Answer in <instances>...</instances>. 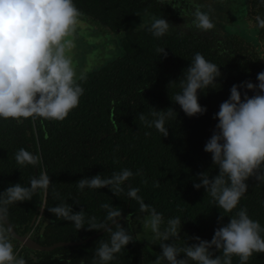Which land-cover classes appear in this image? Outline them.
<instances>
[{
  "label": "trees",
  "instance_id": "obj_1",
  "mask_svg": "<svg viewBox=\"0 0 264 264\" xmlns=\"http://www.w3.org/2000/svg\"><path fill=\"white\" fill-rule=\"evenodd\" d=\"M73 2L82 13L110 31L118 29L122 32L117 35L120 52L96 70L83 75V80L77 79L84 88V94L78 107L63 121L37 117L32 118L33 122L28 118L17 125L13 119L0 118V194L16 183L29 185L34 174L32 166H18L14 154L20 148L31 152L30 144L34 154L42 158L38 173L43 168L50 176L52 184L48 188L47 204L52 207L65 202L74 208L78 205V212L83 209L86 216H95L98 222L105 221L106 211L101 208L104 203L121 208L123 215L129 213L133 218L147 215L140 212L136 200L127 196L130 185L140 189L139 195L144 203L161 213L165 221L179 217L181 231L188 237L199 236L211 241L214 230L220 226L218 218L221 214L225 216L223 223L227 224L229 217L240 208H246L250 218L264 227V183L257 184L252 178L246 181L248 190L231 213L217 208L203 188L196 190L193 187V183H199L198 174H218L211 154L204 151V146L218 123L213 116L219 111L220 104L229 98L230 80L235 77L226 74L220 79L221 86L217 89L209 88L206 94L199 92L198 102L207 108V112L188 117L170 99L178 88H168V85L181 77L188 67L185 62L200 52L198 48L203 44L193 49L181 35H165L164 40L162 37L157 39L148 31L150 22L138 28L133 26L143 16L168 17L171 11L161 7L159 0ZM238 2L230 4L228 14L238 11L246 16H264V5L260 0H250L247 6V0ZM244 19L245 16H240L239 24L248 30ZM258 33L264 34V29H259ZM161 41L166 45L162 47L167 52L166 57L156 51L161 47ZM177 52L183 66L175 61ZM211 60L216 61L213 57ZM237 68L229 72L238 74ZM151 108H173L176 111L177 114L166 121L169 128L167 137L154 127H146L137 118L138 113H144L149 120L152 119ZM146 132L151 134L145 135ZM125 168L134 175L125 182L124 191L118 194H113L109 188L80 191L76 187L80 179L98 174L110 176ZM157 181L159 187H155ZM37 202L38 196L34 194L31 201L10 205L9 222L15 220L22 224L28 221L35 213ZM53 219L60 227L75 228L72 222L55 216ZM120 224L128 230L126 223ZM81 230L76 240L97 232L88 231L87 226ZM109 237L110 233L106 232L85 246H90L89 251L95 252L100 242L108 241ZM216 254L221 255L220 252ZM139 259L135 250L131 249L129 256L124 248L116 254L118 261L115 264H140ZM232 264H239L238 257H233ZM247 264H264V253H254Z\"/></svg>",
  "mask_w": 264,
  "mask_h": 264
},
{
  "label": "clouds",
  "instance_id": "obj_2",
  "mask_svg": "<svg viewBox=\"0 0 264 264\" xmlns=\"http://www.w3.org/2000/svg\"><path fill=\"white\" fill-rule=\"evenodd\" d=\"M260 2L264 5V0ZM202 7L193 4L191 23L175 28L214 29L210 15L212 9L205 12ZM81 16L83 13L73 0H0V118L13 119L18 124L37 117L63 121L78 107L84 88L76 78L69 55L75 47L69 37ZM247 27L250 30L264 29V16L250 17ZM172 28L174 26L165 18L153 16L148 31L159 39ZM180 35L184 33L180 32ZM156 51L167 56L165 48L157 47ZM256 51L259 60H264V41ZM221 75L218 65L197 52L178 81L169 82L168 88H178L170 99L188 117L204 115L207 108L199 104L198 93L206 94L209 88L217 89L216 81ZM256 79L257 83L247 80L234 84L229 98L220 104L219 111L213 116L218 123L204 146V151L211 154L218 174L200 173L199 183H193L196 190L203 188L215 201L216 207L225 213L237 208L248 190L246 181L252 178L257 184L264 183V71L259 72ZM151 109L152 119L149 120L144 113H138L137 118L146 127H154L167 137L169 128L166 121L176 115V111L173 108ZM14 159L20 167H38L42 163L39 155L25 148H20ZM133 175L130 169L125 168L110 176L98 174L80 179L76 187L80 191L109 188L113 194H118L124 191L125 182ZM51 184L47 171L42 170L38 176L30 177L28 186L16 183L0 194V264H26L12 243L14 228L8 219L9 206L31 201L38 190L46 192ZM159 186L157 181L155 187ZM139 192V188L128 186L127 196L138 202L140 212L147 214L144 227L149 228L154 239L159 241L161 251L151 264H232L234 256L238 257L239 264H247L254 253H264V227L250 218L246 208H240L229 217L227 224L223 223L225 216L221 214L218 218L220 226L214 230L211 241L193 236L189 238L193 243L186 241L179 246L174 241L180 239V218L172 217L165 221L161 213L144 203ZM101 208L106 211L105 221L110 223L98 222L95 216H86L83 209L73 212L68 203L47 210L56 218L72 222L78 230L87 226L88 231L103 229L109 232V240L101 241L96 248L93 264H111L116 254L133 242V235L117 222L123 217L121 208L107 203L101 204Z\"/></svg>",
  "mask_w": 264,
  "mask_h": 264
},
{
  "label": "flooded vegetation",
  "instance_id": "obj_3",
  "mask_svg": "<svg viewBox=\"0 0 264 264\" xmlns=\"http://www.w3.org/2000/svg\"><path fill=\"white\" fill-rule=\"evenodd\" d=\"M249 1L247 0V3H245L246 6L250 3ZM159 2L161 7H166L171 11L168 17H163L174 26L166 36H180V32H183L184 35L182 37H185L187 44L193 49L202 43L203 46L198 48L199 53L205 59L220 67L222 75L216 82L218 85L221 83L220 79L226 74H232L235 77L234 80H230V88L234 84L238 85L247 80L257 83V74L264 71V60H259V54L256 49L260 46V42L264 41V34H259L258 30H250L248 27V30H245L239 24L240 16H245L244 20L247 22L250 17L254 16L253 14L246 16L238 11L228 14L230 4L236 5L239 3L238 0H163V3L159 0ZM193 4L202 5L201 10L205 12L209 8L212 9L210 15L215 24L214 29L200 31L194 27L175 28L178 27L177 24L182 26L183 24L191 23L193 17L190 13L194 11ZM181 10H183L182 15ZM236 10H239V8ZM226 14H228V17H226ZM151 19L149 16H143L133 26L142 27L149 24ZM119 33L121 34L122 32L118 29L116 32H112L83 13V16L79 18V23L75 26L74 33L69 37L73 39L75 44V47L69 53L75 70L77 72L79 70L83 71L87 66H90L89 71L96 70L100 65L96 67L95 64L99 61H92L90 60L91 57L102 58L103 62H105L116 56L120 52V41L119 37H117ZM162 38L164 40V36ZM164 46L166 45L161 41V47ZM193 56L185 62L187 66H189ZM212 57L216 61L211 60ZM174 58L179 65L183 66L178 52L174 55ZM237 65H239L238 68L236 67ZM236 68L238 74L229 72V70L234 71ZM89 71L82 72L84 74L81 73L76 78L78 79L88 74ZM248 94L249 96L252 95L251 92ZM31 121L33 122L32 118ZM15 123L19 125L16 121ZM33 128H35L34 124ZM33 133L35 134V132ZM28 146L34 154L31 145L28 144ZM32 170L34 176L39 175L37 167L32 166ZM42 170L44 169L42 168ZM47 194L48 190L46 192L42 190L36 192L35 195L38 196V202L34 208L35 213L28 218V221L22 224L15 220H12L11 223L9 222L14 228L12 243L15 250L26 260V264H93L95 252L89 251L90 246H85V244L96 238H101L107 231L88 241L86 240L89 237L98 234L103 229L97 230V232L85 239L76 240L75 238L83 230L60 227L58 221L53 219L54 215L47 210V208L52 207L47 204ZM72 208L73 211L78 212L80 207L76 205L75 208L74 206ZM145 216L138 215L133 218L127 213L123 215L122 221L119 223H126L129 227L128 232L133 235V242L125 247V252L130 256V250H135L140 258L138 260L140 264H151L161 249L159 241L154 239L149 228L143 230L135 229L136 224H139L140 220ZM126 220L127 222H125ZM189 238L181 231L180 239L174 242L179 246H183L186 241L189 244L193 243L194 241ZM117 261L115 259L111 264H115Z\"/></svg>",
  "mask_w": 264,
  "mask_h": 264
},
{
  "label": "rangeland",
  "instance_id": "obj_4",
  "mask_svg": "<svg viewBox=\"0 0 264 264\" xmlns=\"http://www.w3.org/2000/svg\"><path fill=\"white\" fill-rule=\"evenodd\" d=\"M177 26L179 27V26H181V24H177ZM90 60H98L99 62L98 63H96L95 64V66L97 67V66H99V65H101L102 64V62H103V59L102 58H92L91 57V59ZM90 70V66H87V68H85V70H83V71H78L77 72V70H75L76 71V77H79L80 75L79 74H81L82 72H88ZM84 73H82V74H84ZM141 222L139 223V224H136V226H135V229L137 230V228L138 229H140V230H143V229H148V228H145L144 227V218L142 219V220H140Z\"/></svg>",
  "mask_w": 264,
  "mask_h": 264
},
{
  "label": "water",
  "instance_id": "obj_5",
  "mask_svg": "<svg viewBox=\"0 0 264 264\" xmlns=\"http://www.w3.org/2000/svg\"><path fill=\"white\" fill-rule=\"evenodd\" d=\"M35 175H36V173H35ZM120 221H122V218L120 219V220H118L117 222L119 223ZM103 232H105V230H102L101 232H99L98 234H96V235H94V236H91V237H89L86 241H88V240H91V239H93V238H95V237H97V236H99V235H101Z\"/></svg>",
  "mask_w": 264,
  "mask_h": 264
}]
</instances>
